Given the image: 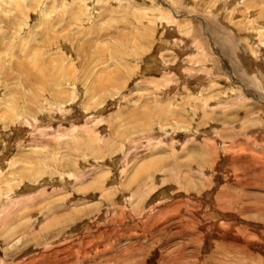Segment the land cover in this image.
Instances as JSON below:
<instances>
[{
  "label": "rangeland",
  "instance_id": "rangeland-1",
  "mask_svg": "<svg viewBox=\"0 0 264 264\" xmlns=\"http://www.w3.org/2000/svg\"><path fill=\"white\" fill-rule=\"evenodd\" d=\"M0 264H264V0H0Z\"/></svg>",
  "mask_w": 264,
  "mask_h": 264
}]
</instances>
